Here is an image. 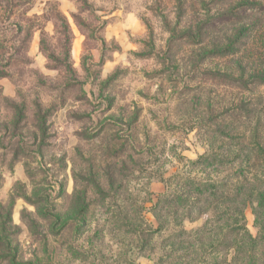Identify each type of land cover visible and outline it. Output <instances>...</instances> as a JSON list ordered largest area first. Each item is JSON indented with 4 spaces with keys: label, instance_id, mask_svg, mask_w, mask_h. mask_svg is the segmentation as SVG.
<instances>
[{
    "label": "rangeland",
    "instance_id": "374dc122",
    "mask_svg": "<svg viewBox=\"0 0 264 264\" xmlns=\"http://www.w3.org/2000/svg\"><path fill=\"white\" fill-rule=\"evenodd\" d=\"M242 2L0 0V264L223 258L186 257L153 207L181 177L225 173L189 162L221 155L220 133L234 153L244 138V169L264 168V85L247 82L264 69V16ZM228 11L240 21L217 19Z\"/></svg>",
    "mask_w": 264,
    "mask_h": 264
},
{
    "label": "trees",
    "instance_id": "16d2710c",
    "mask_svg": "<svg viewBox=\"0 0 264 264\" xmlns=\"http://www.w3.org/2000/svg\"><path fill=\"white\" fill-rule=\"evenodd\" d=\"M240 4L243 9L264 16V3L245 0ZM217 19L224 24L240 21L232 11L223 13ZM240 79L232 80L234 84H239L237 82H241ZM247 82L264 85V69L250 75ZM231 139L220 133L216 142H221L223 147L227 146L221 155L211 146L197 159L189 161L196 168H222L225 173L207 179L181 177L176 182V189L168 185L166 192L158 197L153 207L154 215L159 222V230L165 232L172 244L178 243V247L187 254L186 257L197 259L203 255L205 260L201 262L204 263L208 258L215 260L223 254L220 261L204 264H264V168H256L252 172L244 169V156L241 154L248 147L244 146L243 138L234 145V153L230 149ZM251 144L254 146L252 151L257 153L251 156L252 159L264 163V139ZM234 163L240 165L234 169H225V166L229 168ZM244 201L254 203L258 229L256 236H252L244 224ZM139 208L141 213L143 207ZM197 220L200 223L189 229L184 225L186 221ZM151 228L145 224V227L136 230L139 233H150L153 232Z\"/></svg>",
    "mask_w": 264,
    "mask_h": 264
}]
</instances>
